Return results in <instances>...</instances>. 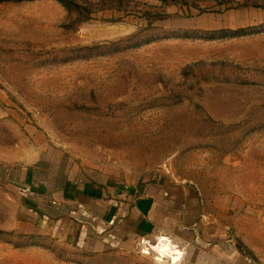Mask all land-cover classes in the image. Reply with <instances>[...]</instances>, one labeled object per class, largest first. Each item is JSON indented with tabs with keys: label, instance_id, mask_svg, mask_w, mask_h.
<instances>
[{
	"label": "rangeland",
	"instance_id": "374dc122",
	"mask_svg": "<svg viewBox=\"0 0 264 264\" xmlns=\"http://www.w3.org/2000/svg\"><path fill=\"white\" fill-rule=\"evenodd\" d=\"M101 1L0 0V264H156L162 233L88 251L25 207L143 179L264 264V0Z\"/></svg>",
	"mask_w": 264,
	"mask_h": 264
},
{
	"label": "crops",
	"instance_id": "0c3cea01",
	"mask_svg": "<svg viewBox=\"0 0 264 264\" xmlns=\"http://www.w3.org/2000/svg\"><path fill=\"white\" fill-rule=\"evenodd\" d=\"M143 180L122 192H116L112 185L104 190L98 188L87 193L78 204L70 202L65 207L57 200L55 205L52 200L46 202L43 194L38 197L29 194L26 202H32V206L25 204V207L36 221L48 222L36 229L64 232V239L71 238L83 250H105L121 242L119 238L123 242L122 233L140 239L162 233L167 243L180 241L194 246L196 255L191 264H253L231 250L228 237L215 243L219 237L201 219L200 194L193 184ZM88 199L91 202L86 206ZM192 239L195 241L191 243Z\"/></svg>",
	"mask_w": 264,
	"mask_h": 264
},
{
	"label": "bare ground",
	"instance_id": "6f19581e",
	"mask_svg": "<svg viewBox=\"0 0 264 264\" xmlns=\"http://www.w3.org/2000/svg\"><path fill=\"white\" fill-rule=\"evenodd\" d=\"M176 247L172 246L170 243H165L156 251L158 254V259L156 264H164L165 260H169L171 264H177L182 259L181 251L174 250Z\"/></svg>",
	"mask_w": 264,
	"mask_h": 264
},
{
	"label": "trees",
	"instance_id": "16d2710c",
	"mask_svg": "<svg viewBox=\"0 0 264 264\" xmlns=\"http://www.w3.org/2000/svg\"><path fill=\"white\" fill-rule=\"evenodd\" d=\"M105 1H108V0H103V1H101V2H105ZM101 2H95V3H101ZM117 3L118 4H111V5H108L104 10H103V12H114V13H118V12H120L118 9H116V8H118V7H120L121 5H125V4H127V3H130V1H128V0H119V1H117ZM92 14V13H91ZM90 14V15H91ZM118 20V19H117Z\"/></svg>",
	"mask_w": 264,
	"mask_h": 264
}]
</instances>
